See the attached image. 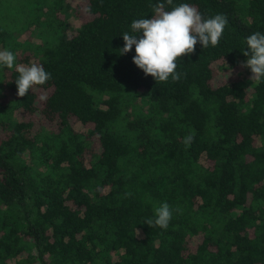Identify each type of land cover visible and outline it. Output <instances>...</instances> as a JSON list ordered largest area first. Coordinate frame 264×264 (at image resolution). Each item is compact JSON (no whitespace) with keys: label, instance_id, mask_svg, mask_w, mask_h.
I'll return each mask as SVG.
<instances>
[{"label":"trees","instance_id":"16d2710c","mask_svg":"<svg viewBox=\"0 0 264 264\" xmlns=\"http://www.w3.org/2000/svg\"><path fill=\"white\" fill-rule=\"evenodd\" d=\"M86 2L81 20L68 0H0V50L51 75L19 97L0 65V264H264V79L212 84L264 34V0H173L228 24L167 82L119 52L166 0ZM37 112L56 128L32 133L19 116Z\"/></svg>","mask_w":264,"mask_h":264},{"label":"clouds","instance_id":"9594fccd","mask_svg":"<svg viewBox=\"0 0 264 264\" xmlns=\"http://www.w3.org/2000/svg\"><path fill=\"white\" fill-rule=\"evenodd\" d=\"M172 6L171 10H166ZM151 6L152 18H142L131 23L134 33H125L124 47L119 50L120 55L129 53L135 46L133 64L143 71L145 76H151L156 82H167L169 78L178 81L181 77L177 69V58L190 55L195 46L202 48L209 45H218L225 27L227 18L217 14L212 18L204 19L198 10L187 3L173 6V0H166ZM247 51L242 55L249 57L241 67L250 69L251 81L264 79V34L256 32L246 38ZM16 55L9 50H0V65L13 69L18 73L15 80L17 95L25 97L34 86L44 85L51 79L42 65L32 62L30 65L16 63ZM41 99H45L41 96ZM193 136L185 138L184 143L190 145ZM130 195V193L128 194ZM172 219V209L167 202L155 209V219H147L145 223L151 228L158 226L166 229Z\"/></svg>","mask_w":264,"mask_h":264},{"label":"rangeland","instance_id":"374dc122","mask_svg":"<svg viewBox=\"0 0 264 264\" xmlns=\"http://www.w3.org/2000/svg\"><path fill=\"white\" fill-rule=\"evenodd\" d=\"M68 3L72 8H74V7L80 8L79 17L81 20H85L88 18L86 13L83 12V7L87 3L86 0H68ZM70 23H72L73 26L75 27L78 24V21H76L75 19H71ZM24 38H26V36H24ZM244 62H246V61H242L238 65L237 68H235L233 70H229V71L220 70L217 68V66H216V68L214 67L215 75H214V78L212 81L213 86H219L229 79H236V80L241 79V80H244L245 82H249L250 84H254L255 81H251V79H250V77H251L250 69L241 67V64ZM251 87L252 86H250L249 91L252 89ZM35 93L37 94V97H38L37 106L39 109H41L46 98H47V96L50 94V90L36 89ZM41 96H44L45 99L42 100ZM19 117L23 120L31 119L33 121L34 127L32 128V133L38 131L41 127L48 128V129H55L56 128L55 123L45 120L39 112L34 114V116L31 118L27 117L23 113L20 114Z\"/></svg>","mask_w":264,"mask_h":264}]
</instances>
